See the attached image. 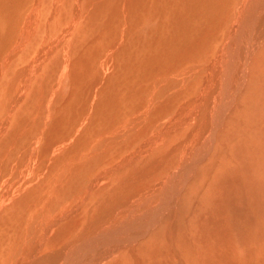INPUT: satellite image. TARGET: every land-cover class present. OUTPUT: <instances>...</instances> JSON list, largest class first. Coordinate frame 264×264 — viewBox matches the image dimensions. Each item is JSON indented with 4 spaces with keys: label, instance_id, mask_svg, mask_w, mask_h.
I'll return each instance as SVG.
<instances>
[{
    "label": "rangeland",
    "instance_id": "rangeland-1",
    "mask_svg": "<svg viewBox=\"0 0 264 264\" xmlns=\"http://www.w3.org/2000/svg\"><path fill=\"white\" fill-rule=\"evenodd\" d=\"M37 1L0 0V264H60L85 237L120 229L127 212L140 218L139 200L155 206L201 152L177 201L174 241L163 223L135 255L100 264H264V66L254 63L217 132L210 124V71L242 0H230L219 27L201 13L178 24L175 9L168 14L176 0H41L34 41L12 53ZM256 58L264 65L263 53ZM208 84L209 100L196 107Z\"/></svg>",
    "mask_w": 264,
    "mask_h": 264
},
{
    "label": "bare ground",
    "instance_id": "bare-ground-1",
    "mask_svg": "<svg viewBox=\"0 0 264 264\" xmlns=\"http://www.w3.org/2000/svg\"><path fill=\"white\" fill-rule=\"evenodd\" d=\"M166 1V0H165ZM175 1V0H174ZM213 4H211L210 3ZM233 1V0H232ZM241 1V0H240ZM154 2H157V0ZM177 3V7L175 6V4H171L169 6V10L168 7L166 6V11L168 10V14L172 13V10L175 9V13H174V18L176 19V22L182 26H184V17L183 14H186L188 20L190 21V18L192 17V21H195V19L197 20V17H199L200 13L201 16L203 18H207V17H212V24H218V27L220 25L223 24L224 20L226 19V17H229V8L230 6L228 5L230 3V0H176L175 1ZM36 3V2H35ZM41 3V0H38L35 7L32 8L33 10H31V13L28 16V21H25L24 25L22 26V29L20 31V33H18V29L16 30V35H18L17 39H16V43H15V47L13 49H11L10 51L12 53H19L21 52L23 49H25V47L27 45H31L32 42L34 41L32 38L33 36L36 34L38 28V18L39 16V5ZM80 3V2H78ZM168 3V2H167ZM165 2V4H167ZM171 3H173V1H171ZM210 3V4H209ZM239 3V2H238ZM66 4V3H65ZM141 5L143 3H140ZM138 2L135 3V5H133V8L135 9L134 13H138L139 11V7ZM151 4V3H150ZM186 4H188V7L190 8V12L187 11L188 13H185L183 11L182 6H185ZM231 4V3H230ZM77 5V4H76ZM210 5V6H209ZM43 6V4H42ZM175 6V7H174ZM239 6V4L237 5ZM77 7V6H76ZM236 7V6H235ZM241 7V9L239 10V12L237 13L235 19L233 20V24L232 27L230 29V32L226 38V41L224 43L223 48L220 51V56H218L216 58V60L214 61L215 63L213 64V67H215L214 71H210V75L212 76L210 78V83L211 84V90H213L214 92L218 93V97L216 98L215 101H210L211 103H214V112H216L214 118L211 119L210 124L212 123V128L211 131H215L221 126V121H223L224 115H226L227 112L232 110V107H234L235 102L237 100V97L242 93V90H244V86H245V82L248 81L249 79H251L249 77V75H251V68L254 66V63H258V67H262L264 65H262V63L256 58V55L263 53L264 55V0H242L241 2V6H239V8ZM52 8V7H51ZM78 9V8H77ZM133 9V10H134ZM161 9V8H160ZM172 9V10H171ZM177 9V10H176ZM132 10V9H131ZM234 10V9H233ZM238 10V7H237ZM76 11V10H75ZM165 11V12H166ZM53 12V11H52ZM51 12V13H52ZM179 12V14H178ZM203 12V13H202ZM15 13V12H14ZM50 13V14H51ZM75 13V12H74ZM77 14L79 12H76ZM190 14V15H189ZM13 15V14H12ZM43 15V13H42ZM133 15V14H132ZM181 15V16H180ZM59 16V15H58ZM47 17V16H46ZM50 17V16H49ZM94 17V16H93ZM20 18V17H17ZM43 18V17H42ZM133 18V17H132ZM232 18V17H231ZM20 20V19H19ZM41 20V19H40ZM73 20V18L71 19ZM131 20V19H130ZM231 20V19H230ZM11 21V20H10ZM21 21V20H20ZM43 21V20H41ZM46 21V20H45ZM52 21V20H51ZM55 21V20H54ZM52 21V23L54 22ZM76 21V20H75ZM15 22V21H14ZM78 22V21H76ZM74 22V23H76ZM45 23V22H44ZM50 23V21H49ZM69 23V22H68ZM56 24V22H55ZM67 24V23H65ZM64 24V25H65ZM188 24V21H187ZM211 24V23H210ZM51 25V24H50ZM75 25V24H73ZM10 26V24H9ZM8 26V28H9ZM19 26V25H18ZM42 26V24H41ZM72 26V24H71ZM77 26V25H76ZM97 26V25H96ZM231 26V24H230ZM49 27V26H48ZM47 27V29H48ZM55 27V26H52ZM75 27V26H73ZM190 27V26H189ZM12 28V27H11ZM46 28V27H45ZM62 28V27H61ZM60 28V29H61ZM68 28V27H67ZM81 28V27H80ZM54 29V28H53ZM71 29H73L71 27ZM40 30V29H39ZM46 30V29H45ZM56 30V28H55ZM75 32V28L73 29ZM77 30V29H76ZM218 30V29H217ZM48 31V30H47ZM50 31V30H49ZM52 31V30H51ZM54 31V30H53ZM62 31V30H61ZM213 31V30H212ZM215 31V30H214ZM57 32V31H56ZM195 32V31H194ZM46 33V32H45ZM227 33V32H226ZM73 34V33H72ZM75 34V33H74ZM89 34V33H88ZM49 35V34H48ZM67 35V34H66ZM160 35V34H159ZM213 35V34H212ZM6 36V35H5ZM45 36V35H44ZM101 36V35H100ZM226 36V34H225ZM46 37V36H45ZM97 37V36H95ZM102 37V36H101ZM123 37V36H122ZM196 37V36H195ZM199 37V36H198ZM48 38V36H47ZM46 38V39H47ZM57 38V36H56ZM55 38V40H56ZM183 38V37H182ZM225 38V37H224ZM38 39V38H37ZM43 38H40V40H42ZM61 39V38H60ZM92 39V38H91ZM122 38H120L119 40L121 41ZM190 39V38H189ZM58 40V39H57ZM209 40V39H208ZM225 40V39H224ZM13 41V40H12ZM51 41V40H49ZM48 41V42H49ZM71 40H68V42ZM188 41V39H187ZM6 42V41H5ZM42 42V41H41ZM67 42V41H66ZM67 42V43H68ZM206 42V41H204ZM36 43V42H35ZM175 43H179V41H176ZM200 43V42H199ZM60 44H62L60 42ZM90 44V43H89ZM123 44V43H122ZM203 44V43H202ZM36 45V44H35ZM48 45V44H46ZM189 45V47H188ZM192 45L197 46V41H192L189 42L187 45H183L182 46V57L184 58L179 59V62H184L185 60H187L188 57H186L187 55L191 54L190 52H188V49L190 47H192ZM41 46V45H40ZM54 46V45H53ZM220 46V45H219ZM221 46V47H222ZM49 47V46H48ZM52 47V46H51ZM72 47V46H71ZM45 48V47H44ZM47 48V47H46ZM60 48H63L62 46ZM65 48V47H64ZM138 48V47H137ZM195 48V47H194ZM193 48V50H194ZM205 48V47H204ZM32 49V48H31ZM199 49V48H198ZM47 50V49H46ZM197 50V49H196ZM195 50V52H196ZM54 51V50H52ZM65 51V50H63ZM51 52V51H49ZM67 52V51H66ZM131 52V51H130ZM110 53V52H109ZM201 53V52H200ZM50 54V53H49ZM86 54V53H85ZM217 54V53H216ZM215 54V55H216ZM112 55V54H111ZM199 55V54H198ZM203 55V54H202ZM201 55V56H202ZM49 56V55H48ZM67 56V55H65ZM79 56V55H78ZM77 56V57H78ZM145 56V55H143ZM9 57H11V55L9 54ZM64 57V56H63ZM85 57V56H84ZM130 57V55H129ZM136 57V56H135ZM141 57V56H140ZM148 57V56H147ZM191 57H189L190 59ZM256 58V59H255ZM6 59V58H5ZM141 59V58H140ZM143 59V58H142ZM35 60V59H34ZM79 61V59H77ZM132 60V58H131ZM145 60V58H144ZM65 61V60H64ZM84 61V60H83ZM133 61V60H132ZM212 61V60H211ZM4 62V61H3ZM7 62V61H5ZM4 62V64H5ZM135 62V61H134ZM133 62V63H134ZM36 63V62H35ZM49 63V62H48ZM132 63V65H133ZM137 63V62H136ZM3 64V63H2ZM33 64V63H32ZM77 64V63H76ZM84 64V63H83ZM131 64V63H130ZM129 62L127 65H130ZM154 64V63H153ZM31 65V64H30ZM35 65V64H34ZM39 65V64H38ZM85 65V64H84ZM131 65V66H132ZM5 66V65H4ZM42 66V65H41ZM138 66V65H137ZM7 67V66H6ZM34 68V67H33ZM36 68V67H35ZM65 68V67H64ZM68 68V66H67ZM5 69V68H4ZM41 70V69H40ZM66 69H64V72ZM82 70V69H81ZM208 70H212L208 69ZM39 71V70H38ZM63 71V70H62ZM138 71V70H137ZM209 72V71H208ZM134 73V72H133ZM132 73V75H133ZM2 74V72L0 73ZM131 74V73H130ZM208 74V73H207ZM38 75V74H37ZM66 75V74H65ZM1 76V75H0ZM135 76V75H134ZM139 76V75H136ZM22 77V76H21ZM19 77V78H21ZM28 77V76H27ZM64 77V76H63ZM125 78V77H122ZM23 79V78H22ZM20 79V80H22ZM25 79V78H24ZM14 80V79H13ZM19 80V82H20ZM30 80V78H29ZM126 80V79H125ZM124 81V80H123ZM204 81H206L204 79ZM27 82V81H26ZM128 82V81H127ZM250 82V80H249ZM248 82V83H249ZM124 83V82H123ZM131 83V82H130ZM129 83V84H130ZM25 84V83H24ZM124 84H128V83H124ZM132 84V83H131ZM209 84L205 87L203 86V92L201 94H199L198 96V104L196 105V107H202V105L205 103V100L208 99L209 100V94H210V87ZM26 85V84H25ZM258 85V84H257ZM128 86V85H127ZM247 86V85H246ZM126 87V86H125ZM209 87V89H208ZM250 88V86H248ZM258 87V86H257ZM28 88V87H27ZM26 88V89H27ZM213 88V89H212ZM262 88V87H261ZM20 90V89H19ZM253 90V89H252ZM264 92V90H263ZM254 93V91H253ZM19 94V93H18ZM242 96V95H241ZM197 97V96H196ZM260 97V96H259ZM138 98V97H137ZM240 98V97H238ZM263 98V97H261ZM260 98V99H261ZM95 99V98H94ZM212 99H214V97H212ZM21 100V99H20ZM264 100V99H263ZM105 101V100H104ZM209 102V101H208ZM194 103V102H192ZM264 104V102H263ZM97 104H93V109L94 106ZM92 106V104H91ZM191 106V105H190ZM261 106V105H260ZM259 106V108H260ZM257 107V106H256ZM263 107V106H261ZM238 108V107H237ZM92 109V110H93ZM191 109V108H190ZM193 109V108H192ZM261 109V108H260ZM91 110V111H92ZM198 110V109H197ZM201 110V109H200ZM262 110V109H261ZM202 111V110H201ZM204 111V109H203ZM190 112V111H189ZM206 112V111H204ZM92 114V113H91ZM188 114V113H187ZM186 113H184L183 115L186 116ZM204 114V113H203ZM214 114V113H213ZM194 115V114H193ZM9 116V115H8ZM206 117V116H205ZM88 118V116L86 117ZM257 118V117H256ZM253 119V118H252ZM1 120V119H0ZM189 120V119H187ZM2 121V120H1ZM181 121H185V118H182ZM180 121V122H181ZM253 123V122H251ZM254 124V123H253ZM1 125H4L3 123ZM251 126V125H250ZM1 127V126H0ZM5 127V126H4ZM254 127V126H253ZM258 127V126H257ZM1 129V128H0ZM5 129V128H4ZM253 129V128H252ZM249 130V129H248ZM1 131V130H0ZM79 131V130H78ZM167 131V130H166ZM210 131V132H211ZM217 132V131H216ZM247 132V131H246ZM250 132V131H249ZM2 133V131H1ZM78 133V132H77ZM76 133V134H77ZM251 133V132H250ZM210 134V133H209ZM258 135V134H257ZM218 136V135H217ZM78 137V136H77ZM211 137V136H210ZM200 139V138H199ZM210 143V142H209ZM62 146V145H61ZM203 146V145H202ZM59 147V146H58ZM57 147V148H58ZM66 147V146H65ZM204 149V148H203ZM207 149V148H206ZM264 148H262L263 150ZM58 151V150H57ZM207 151V150H206ZM208 153V152H207ZM195 156V155H194ZM78 157V156H77ZM193 157V156H192ZM191 157V158H192ZM194 159H191L190 161H188L186 164H184L181 167V174L178 177H173L171 184H169L165 189L164 192L162 193L161 197L159 198V201L157 202V204L155 206H153L152 203V197H149V200L147 197L145 198H139V202H138V207H140L141 209L144 208L145 211H143L144 213H141L142 215H140L141 217L135 219L133 217V213H137V209L133 210V211H129L126 213V215H124V219L120 218V220H125L126 218H130L129 219V223L128 226L123 225L125 222H122L119 220L117 221L118 223L122 224L121 228H117L114 225H110L109 224V229L114 231L112 233L109 234H100L98 235L96 233V235H94L92 238L90 237H85V238H89L91 239V241L89 240H83L80 243H78L79 245L72 249L69 252H66L64 257L62 258V261L60 262V264H97V263H102L108 259H111V257L114 255V253H117L120 251H127L133 255H135L137 253V249L141 246L139 245L143 240L146 239V237H148L151 233L156 232V230L158 228H161L163 226V223L165 224L164 230H165V237L166 241L169 240L174 241L175 239V230H176V223L175 220L177 218V211H178V203L177 201L179 200V196L182 193V188L186 185V183L188 182V180H190L191 178V174L194 168L196 167V164L201 162L204 159V154L203 152H201V154H199V156L197 155L196 157H193ZM130 159V158H129ZM252 161V160H251ZM133 162V161H132ZM252 163V162H251ZM118 165V164H117ZM118 168V167H117ZM19 170V169H18ZM117 170V169H116ZM116 172V171H115ZM207 172V171H206ZM110 173V172H109ZM22 174V173H21ZM19 175V174H18ZM26 175V174H25ZM30 176V175H29ZM108 176V175H107ZM193 176V175H192ZM20 177V176H18ZM25 178V177H24ZM26 180V179H25ZM252 182V181H251ZM104 183V182H103ZM250 183V182H249ZM8 185V184H7ZM23 185V184H22ZM97 185V184H96ZM96 187V186H95ZM8 188V187H7ZM94 188V187H93ZM19 189V188H18ZM253 189V188H252ZM7 191V190H6ZM15 192V191H14ZM249 192V191H248ZM241 193V192H239ZM245 193V192H244ZM254 193V192H253ZM7 194V193H6ZM88 194V193H87ZM236 194V193H235ZM238 195V194H237ZM247 195V193H246ZM248 196V195H247ZM242 197V196H241ZM223 198V197H222ZM148 200V201H147ZM227 200V199H226ZM24 201V198L23 200ZM20 201V202H21ZM149 202V205H148ZM195 202V201H194ZM231 202V201H230ZM177 203V204H176ZM134 204V203H133ZM194 203H191V205H193ZM236 206V205H235ZM181 207V206H180ZM239 207V205H238ZM249 207V206H248ZM185 209V208H184ZM183 209V210H184ZM223 209V207H222ZM242 209V208H241ZM74 210V209H73ZM240 210V209H239ZM64 212V211H63ZM133 212V213H132ZM139 212V211H138ZM185 213V212H184ZM214 213V212H213ZM222 213V212H221ZM120 214V213H119ZM224 214V213H223ZM241 214V212H240ZM246 214V213H245ZM244 215V214H243ZM213 216V215H212ZM211 216V217H212ZM136 217V216H135ZM242 218V217H241ZM244 219V218H243ZM245 219H249V218H245ZM211 220V218H210ZM216 220V219H215ZM220 220V219H219ZM233 220V219H232ZM237 220V217H236ZM251 220V219H250ZM249 220V221H250ZM254 220V219H252ZM128 221V220H127ZM208 221V220H207ZM221 221V220H220ZM225 221V220H224ZM227 221V220H226ZM264 221V220H263ZM251 222V221H250ZM253 222V221H252ZM43 223V222H42ZM56 223V222H55ZM110 223V222H109ZM226 223V222H225ZM223 224V223H222ZM253 224V223H252ZM251 224V225H252ZM174 225V226H173ZM209 225V224H208ZM235 225V224H234ZM241 225V224H240ZM212 226V225H211ZM93 228V227H92ZM184 228V227H183ZM258 229V228H257ZM94 230V229H93ZM103 230V229H102ZM182 230V229H181ZM226 230V229H225ZM252 231H250L249 233H251ZM99 233V232H98ZM256 233V232H255ZM87 234V233H86ZM2 235V234H1ZM83 235V233H82ZM217 235V234H215ZM219 236V235H218ZM206 237V236H205ZM161 238V237H160ZM200 238V237H199ZM221 238V236H220ZM222 238H225V234L222 236ZM81 240V239H80ZM223 240V239H221ZM251 240V239H250ZM168 241V242H169ZM229 242V241H228ZM160 243V242H159ZM225 243V242H222ZM77 244V243H76ZM86 244V245H85ZM226 244V243H225ZM224 244V245H225ZM230 244V243H229ZM228 244V245H229ZM139 245V246H138ZM157 245V244H156ZM161 245V244H160ZM172 245V244H171ZM172 247V246H170ZM226 247V246H225ZM94 250L95 248H97V254H92L89 255L87 257V255L85 256V252L87 254V250ZM160 248V247H159ZM158 248V249H159ZM207 248V247H206ZM230 248V246L228 247ZM226 247V249H228ZM236 248V247H235ZM63 249V248H62ZM62 249L60 250L62 253H64V251H62ZM173 249V248H172ZM171 249V250H172ZM234 249V248H233ZM232 250V249H231ZM59 251V252H60ZM170 251V249H169ZM213 251V250H212ZM89 252V251H88ZM92 252V251H91ZM153 252H155V250L153 249ZM209 252V251H208ZM94 253V252H93ZM156 253V252H155ZM158 253V252H157ZM172 253V252H171ZM210 254H212L211 252H209ZM60 254V253H59ZM176 254V253H175ZM228 254V253H227ZM58 255V254H57ZM200 255V254H199ZM220 255V254H218ZM217 255V256H218ZM51 256V255H50ZM59 256V255H58ZM63 256V255H62ZM170 256V255H169ZM54 257V256H53ZM171 257V256H170ZM176 257V256H175ZM212 257V256H211ZM215 257V256H214ZM150 258V257H149ZM179 258V257H178ZM223 260V257H221ZM228 258V257H227ZM136 259V258H135ZM161 259V258H160ZM159 259V261H160ZM218 259V258H217ZM137 260V259H136ZM219 260V259H218ZM55 260L53 261H47V264H49L48 262H50V264H52ZM181 261V260H180ZM184 261V260H183ZM36 260L34 259V261L31 262V264H35ZM113 262V261H112ZM119 262V261H117ZM143 262V260H142ZM185 262V261H184ZM220 262V261H219ZM222 262V261H221ZM224 262V261H223ZM59 263V262H57ZM141 263V262H140ZM145 263V262H144ZM159 263V262H158ZM227 263V262H225ZM38 264V263H37ZM45 264V263H44ZM134 264V262H133ZM136 264V263H135Z\"/></svg>",
    "mask_w": 264,
    "mask_h": 264
}]
</instances>
